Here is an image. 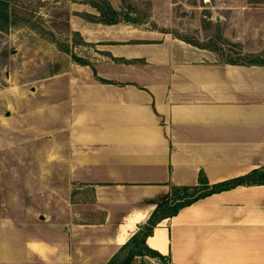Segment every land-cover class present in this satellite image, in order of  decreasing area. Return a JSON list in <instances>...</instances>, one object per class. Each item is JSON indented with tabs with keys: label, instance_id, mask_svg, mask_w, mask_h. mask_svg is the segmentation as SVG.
<instances>
[{
	"label": "crops",
	"instance_id": "crops-1",
	"mask_svg": "<svg viewBox=\"0 0 264 264\" xmlns=\"http://www.w3.org/2000/svg\"><path fill=\"white\" fill-rule=\"evenodd\" d=\"M75 7L69 27L84 42L125 44L109 51L111 73L71 64L64 220L54 206L31 224L1 217L0 264H162L146 255L128 262L124 247L172 187L264 170V65L217 62L168 37L131 44V26L89 22L73 12L98 11ZM145 245L170 264H264V184L197 200L160 222Z\"/></svg>",
	"mask_w": 264,
	"mask_h": 264
},
{
	"label": "rangeland",
	"instance_id": "rangeland-1",
	"mask_svg": "<svg viewBox=\"0 0 264 264\" xmlns=\"http://www.w3.org/2000/svg\"><path fill=\"white\" fill-rule=\"evenodd\" d=\"M101 1L9 3L13 24L0 29V218L30 223L35 213L54 206L52 216L64 220L71 190L65 180L64 79L76 64L73 57L92 70L97 63L107 69L113 65L109 51L125 44L84 42L70 30L71 6ZM106 1L137 21L121 23L136 33L131 44H161L168 37L207 50L217 62L248 66L254 56L264 59V0ZM91 196L85 189V202Z\"/></svg>",
	"mask_w": 264,
	"mask_h": 264
},
{
	"label": "trees",
	"instance_id": "trees-1",
	"mask_svg": "<svg viewBox=\"0 0 264 264\" xmlns=\"http://www.w3.org/2000/svg\"><path fill=\"white\" fill-rule=\"evenodd\" d=\"M11 0H0V29H4L5 26L13 24L9 14V3ZM90 6L95 8L99 16L87 15L86 20L93 23H100L103 25H116L119 23L135 24L136 20L132 19L128 15L122 17L121 14L116 11L110 3L106 0H102L100 3H90ZM75 63L82 66H89L88 63L82 59L73 57ZM232 65H241L234 62H229ZM264 59L260 56H254L248 66H263ZM96 76V72L93 69ZM100 82L109 84L110 82L98 79ZM245 184H264V170L254 171L251 174L219 183L216 185H209L207 179L203 174L200 175L199 185L194 187H172L170 193L161 198L157 204L156 209L149 217L147 224L142 226L140 231L132 237V239L125 245L124 249H129L127 261L130 262L135 256H149L156 259L157 262L162 264H170V260L156 251L149 249L145 245V239L150 236L153 229L163 220L176 215L179 210L189 206L199 199L205 198L211 194L230 190L239 185Z\"/></svg>",
	"mask_w": 264,
	"mask_h": 264
},
{
	"label": "water",
	"instance_id": "water-1",
	"mask_svg": "<svg viewBox=\"0 0 264 264\" xmlns=\"http://www.w3.org/2000/svg\"><path fill=\"white\" fill-rule=\"evenodd\" d=\"M149 21H150V19L149 18H146L145 21H144V23H148Z\"/></svg>",
	"mask_w": 264,
	"mask_h": 264
}]
</instances>
